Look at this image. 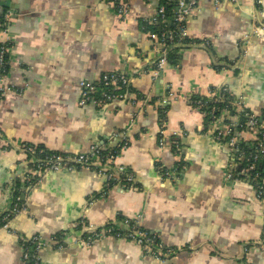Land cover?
Returning <instances> with one entry per match:
<instances>
[{"label": "crops", "instance_id": "crops-1", "mask_svg": "<svg viewBox=\"0 0 264 264\" xmlns=\"http://www.w3.org/2000/svg\"><path fill=\"white\" fill-rule=\"evenodd\" d=\"M7 1L12 47L9 89L0 100V216L15 190L22 207L9 230L0 228V264H27L19 237L34 235L46 243L40 264H264V199L238 175L236 155L206 131L191 103L193 95L222 87L249 111L264 112V0H198L185 26L200 42L185 44L207 49L172 48L178 64L155 79L159 53L141 22L159 6L173 12V0H126L124 18L110 0ZM106 71L127 75L137 101L79 105L78 82L96 83ZM167 86L174 95L163 119L167 135L180 133L179 156L157 141ZM123 137L129 143L113 164L132 173L130 185L106 187L103 175L83 167L49 172L26 187L33 156L24 146L78 154L92 145L114 147ZM241 137L253 140L247 130ZM158 164L172 174L160 179ZM124 218L153 234L164 257L126 237L82 242L89 227L128 228ZM58 233L61 247L52 241Z\"/></svg>", "mask_w": 264, "mask_h": 264}, {"label": "built area", "instance_id": "built-area-1", "mask_svg": "<svg viewBox=\"0 0 264 264\" xmlns=\"http://www.w3.org/2000/svg\"><path fill=\"white\" fill-rule=\"evenodd\" d=\"M221 0H215L216 3ZM236 2L237 0H230ZM198 0H173V24L171 29L161 28V34L147 31V37L153 42L154 49L159 53V57L155 62V67L152 70V78L155 79L168 65L165 58V48H161L165 38L170 41H180L186 36L185 21L187 16L196 8ZM110 3L119 17L124 18L128 13V4L126 0H110ZM0 100L9 87L4 85V78L9 72L10 63L8 52L12 47L10 36V20L11 11L8 8L3 9L0 4ZM167 21L165 7L159 6L156 12L148 19V24L155 25ZM130 81L127 75L122 72L106 71L101 73L96 83L87 80L78 82L80 97L79 105L93 104L95 106H104L114 100H125L135 103L136 95L130 91ZM21 92V89H15ZM227 90L222 87H212L208 91L207 98L209 103L203 99H191V103L197 107L202 114L203 119H208L206 126L209 133L218 141H225L228 148L236 155L235 159L241 164L238 169V175L251 180L254 185L256 196L259 199H264V112L255 114L247 109L246 102L242 98H233L230 101L232 107H222L219 113L216 114L218 107L214 103L225 99ZM229 94V93H228ZM174 94L167 86L166 99L159 100V106L165 105L167 97H172ZM231 96V94H229ZM213 103V104H212ZM207 108L202 110V108ZM244 117L245 122L242 125L244 129L237 130L240 117ZM247 130L253 136L252 141H248L249 149L247 152L242 148L241 144L245 142L241 137V133ZM180 133L172 131L167 135L164 119L159 118V128L157 141L160 147L168 146L175 155H180ZM129 143L128 138H122L121 141L114 147H109L105 152L100 153L98 145H92L90 150L85 153L78 154H62V153H45L43 149H38L30 146H24L27 151L33 156L32 168L26 180V187L37 185L40 179L49 172L57 171H72L78 168H94L99 174L105 178L106 186L113 185H130L133 182V175L124 166L113 164V160L119 151L125 148ZM261 163L260 170L258 164ZM180 162L174 167L175 171L179 170ZM159 178L164 179L172 174L165 169L161 164L157 165ZM176 174H174L175 176ZM21 201L19 194L14 198L11 207L0 216V228L8 229V223L11 214L18 213L21 208L18 206ZM122 223H128L129 227L120 230L115 229V224H105L99 228L89 227L81 240L84 244L89 245L96 239L108 235L115 237H126L133 240L135 243L143 247L147 252L163 258L164 253L160 251V245L157 243L156 237L140 228L138 223L129 224L128 219H120ZM14 233V232H13ZM62 236H53L52 241L56 243V247H61L59 242ZM23 252L22 261L27 264H40L38 252L46 245L40 236L34 235L31 237H19ZM246 250V248L244 249ZM243 264H248L243 260Z\"/></svg>", "mask_w": 264, "mask_h": 264}, {"label": "trees", "instance_id": "trees-1", "mask_svg": "<svg viewBox=\"0 0 264 264\" xmlns=\"http://www.w3.org/2000/svg\"><path fill=\"white\" fill-rule=\"evenodd\" d=\"M171 6H167L165 8V13L167 14V21L166 22H163L161 24V26L159 24H155V25H151V24H148V22L146 21H142L141 22V25L144 26V29L145 31H150V32H154V33H157V35H160L161 34V28L164 27L166 30L167 29H171L174 27V24H173V19H172V15H173V12L171 11ZM178 42H182V43H191V42H200L199 40L197 41H193L191 40L187 35L184 36L180 41H170L168 40V38H165V41H164V44H162V47L161 48H165L168 49V47H170L171 45L175 44V43H178ZM165 58H166V62H167V65H177L178 64V54H177V50L176 49H169L166 54H165ZM154 67H155V64H154ZM191 99H203L205 100L207 103H209V105H211V103L209 102V98L205 97V96H202V95H198V94H195L192 96ZM233 97L232 96H229L228 93H225V99L223 100H219L218 102L214 103V105H216V107H218L219 109H217L216 111V114L219 113V110L220 108L222 107H229L231 108L232 105L230 103V101H233ZM151 101H154V99H151ZM213 104V103H212ZM158 109V114H159V117L160 118H164L165 117V112H166V109H167V106L166 104L165 105H161V106H158L157 107ZM207 108L203 107L202 110H206ZM208 121V119H204V123L206 124ZM245 122V119L244 117H240L239 118V121H238V127H237V130H242L244 129V127H242V125L244 124ZM249 142L245 141L241 144L242 148L247 152L249 149ZM109 148L107 147L105 144L103 145V148H99L100 150V153H103L106 151V149ZM39 147H37L36 150H38ZM45 153H50L49 151H44ZM260 166H261V163L258 164V169L260 170ZM264 179H262V182H263ZM106 187H110V186H106ZM18 195L17 193V190H15V196L16 197ZM20 197V195H19ZM18 206L21 208L22 207V203L21 201L19 202ZM14 215V214H11V216ZM130 224H133V223H130ZM80 226V225H79ZM116 229V227H115ZM56 236H61V233H58Z\"/></svg>", "mask_w": 264, "mask_h": 264}, {"label": "water", "instance_id": "water-1", "mask_svg": "<svg viewBox=\"0 0 264 264\" xmlns=\"http://www.w3.org/2000/svg\"><path fill=\"white\" fill-rule=\"evenodd\" d=\"M7 0H4L3 3H0L2 8L5 9L7 8L8 4H7ZM1 12V11H0ZM191 46H194V47H198V48H203V49H207L204 45L202 44H195V45H189V44H185V43H182V42H178V43H175L173 45H171L170 47H168V49L165 50L164 54H166V52L169 50V49H172V48H179V47H191ZM208 51V50H207Z\"/></svg>", "mask_w": 264, "mask_h": 264}]
</instances>
